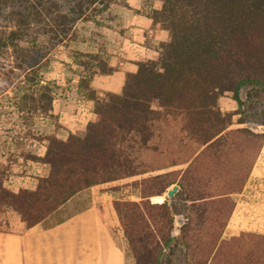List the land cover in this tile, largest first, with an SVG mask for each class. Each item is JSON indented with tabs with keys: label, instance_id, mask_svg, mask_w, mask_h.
I'll use <instances>...</instances> for the list:
<instances>
[{
	"label": "trees",
	"instance_id": "trees-1",
	"mask_svg": "<svg viewBox=\"0 0 264 264\" xmlns=\"http://www.w3.org/2000/svg\"><path fill=\"white\" fill-rule=\"evenodd\" d=\"M160 1L148 16L168 31V39L157 45L156 59L138 61L136 71L126 73L121 92L100 95L92 88L94 74H110L116 67L98 52L74 49L89 58L80 62L78 91L94 101L95 118L65 138L44 136L43 155L26 154L48 167L34 187L11 190L0 171V211L17 212L28 228H50L87 209L90 196L83 206L65 211L91 188L133 187L139 199L115 198L104 207L135 264H264V234L223 237L235 195L264 145V128L247 125L243 115L253 92L264 91V0ZM120 2L130 8L122 0H19L15 28L0 32V52L22 41L26 27L42 14L49 17V39L69 46L77 40L79 23L99 24L96 17ZM36 65L37 59L26 80L39 94H24L21 107L50 115L53 90L38 77ZM226 92L237 110L221 109L219 98ZM235 114L240 115L236 122ZM262 117L254 120L258 126H264V108ZM170 122L178 125V141L196 147L184 158L147 168L142 152L152 147L158 127ZM173 166L179 167L166 170ZM174 173L180 174L179 191L171 200L152 201L166 192ZM179 214L184 220L176 226Z\"/></svg>",
	"mask_w": 264,
	"mask_h": 264
},
{
	"label": "rangeland",
	"instance_id": "rangeland-1",
	"mask_svg": "<svg viewBox=\"0 0 264 264\" xmlns=\"http://www.w3.org/2000/svg\"><path fill=\"white\" fill-rule=\"evenodd\" d=\"M145 1H151V5L154 3L153 0ZM18 4L19 0H0L1 33L15 28L13 18ZM127 11L128 8L124 6L123 2L114 3L110 11L96 17L100 22L99 24L92 21L79 23L77 40L71 42L69 46L55 43V39L52 37L49 39L50 36L45 33L49 17L42 14L39 15L38 21H31L30 26L26 27V36L22 41L15 46L10 45L1 50L0 171L3 173L6 187L14 191L22 187H34L37 177L48 172L46 164L28 159L26 154L43 155L46 149L44 136L56 133L65 138L70 132L60 119L62 113H56L55 109L57 110L61 103L67 107L76 105L79 98V95L76 94V87L78 86V73L83 69L80 62L89 58L74 53V49L98 52L109 62L113 45L117 41L114 39L116 37L114 30L122 25L123 14L125 15ZM35 59L39 62V65H36L34 69L37 71L38 77L42 78L43 82L49 81L53 90V109L49 113L50 115L21 107L24 94L33 93L36 96L39 94L38 88L33 87L26 80V72H31L29 71L30 65L35 63ZM219 105L225 112L235 111L238 108V103L233 99L231 92H226L219 98ZM263 108L264 91L253 92L248 106L244 107L243 115L248 118L247 125L264 128V126H258L254 122L256 118H263ZM239 117V114H235L233 116L234 122ZM177 129L178 125L174 122L165 123L158 127L152 147L142 152L141 160L144 166L156 168L167 165L174 158L186 157L196 147L192 141H184V143L178 141ZM155 145L158 147L154 149ZM178 167L173 166L166 170H175ZM169 178H174L172 184H179L180 174H171ZM89 196L93 214L82 213L79 216H83L84 219L86 216L88 219L91 218L93 224L85 225L84 221H80L73 227L61 229V232L73 234L72 238L64 242V249L67 244H72L74 247L72 252L76 254L73 255L74 262L72 264H116L118 256V252H114L116 250H121L123 254V257L120 256L119 264H135V260L129 252L126 238L110 229L104 202L115 198L139 199L138 190L133 187H126L117 191L97 192L95 188H91L90 191H86L70 203L65 211L83 206L88 201ZM156 196H163V198L161 200L154 199ZM164 198L168 199L166 192L162 195L152 196L151 200L162 201ZM235 200L232 228L237 230L239 226L244 228L251 226L256 229L246 231L262 234L264 232V145L245 186L240 193L235 195ZM92 215L94 216L92 217ZM177 217L183 218V216L182 214L176 216V226H180L182 223L177 221ZM20 222L19 214L12 209L0 211V229L19 230ZM38 227L43 228L41 224ZM90 229L94 231L95 238L94 251L96 254L93 257H87L91 248L88 246L86 249L87 243L84 239L87 232L90 234ZM174 233L177 234L178 229ZM230 236L224 230L223 237ZM106 238L111 243V249L104 245ZM103 252L105 257L102 256ZM63 254L65 259L66 251H63Z\"/></svg>",
	"mask_w": 264,
	"mask_h": 264
},
{
	"label": "crops",
	"instance_id": "crops-1",
	"mask_svg": "<svg viewBox=\"0 0 264 264\" xmlns=\"http://www.w3.org/2000/svg\"><path fill=\"white\" fill-rule=\"evenodd\" d=\"M125 1L130 8L125 15L123 14L122 25L114 30L116 35L114 39L117 41L113 45L109 61L112 66L116 67V70L110 74L96 73L90 82V86L100 95L106 91L121 92L126 73L136 71L138 61L156 59L158 57L157 45L167 40L169 36L166 29L155 24L152 18L148 16L149 8L161 6L160 0H153L152 5L151 1L146 2L145 0ZM76 94L79 95L76 105L67 107L61 103V106L57 110L55 109L56 113H62L60 115L62 123L72 132L83 131L87 123L95 118L94 101L79 92L78 86L76 87ZM92 209L90 206L81 213L79 212L50 228H39V224L28 228L21 221L19 230H0V264H72L74 262L73 255L76 254L72 252L74 247L72 244H67L64 249V242L72 238L73 234L61 232V229L73 227L80 221H84L85 225H92L91 218L89 221L87 216L85 217L86 220L83 216H79L82 213L91 214ZM232 226L233 214L225 229L229 235H238L241 231L256 229L251 226L246 228L239 226L235 230ZM90 230V234L87 232L84 236L87 243L86 249L88 246L91 248L87 257H93L96 254L94 251V231ZM104 245L111 249V243L107 238L104 239ZM63 251H66L67 254L65 259ZM114 252H118L116 264H119L120 256L123 257L122 251L116 250ZM102 256L105 257L104 252Z\"/></svg>",
	"mask_w": 264,
	"mask_h": 264
},
{
	"label": "water",
	"instance_id": "water-1",
	"mask_svg": "<svg viewBox=\"0 0 264 264\" xmlns=\"http://www.w3.org/2000/svg\"><path fill=\"white\" fill-rule=\"evenodd\" d=\"M178 189H179V184H177V183H174V184H172L168 189H167V191H166V196H167V198L168 199H171L175 194H176V192L178 191ZM166 198H164V200H165ZM164 200H162V201H164ZM183 218L182 217H177V221L179 222V223H182L183 222Z\"/></svg>",
	"mask_w": 264,
	"mask_h": 264
},
{
	"label": "bare ground",
	"instance_id": "bare-ground-1",
	"mask_svg": "<svg viewBox=\"0 0 264 264\" xmlns=\"http://www.w3.org/2000/svg\"><path fill=\"white\" fill-rule=\"evenodd\" d=\"M161 198H163V196H156V197H154V199H158V200H161Z\"/></svg>",
	"mask_w": 264,
	"mask_h": 264
}]
</instances>
